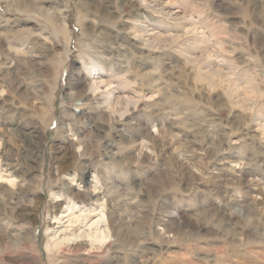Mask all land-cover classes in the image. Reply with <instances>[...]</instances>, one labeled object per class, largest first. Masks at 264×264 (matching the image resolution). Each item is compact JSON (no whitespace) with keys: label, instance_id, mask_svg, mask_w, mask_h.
Returning a JSON list of instances; mask_svg holds the SVG:
<instances>
[{"label":"rangeland","instance_id":"obj_1","mask_svg":"<svg viewBox=\"0 0 264 264\" xmlns=\"http://www.w3.org/2000/svg\"><path fill=\"white\" fill-rule=\"evenodd\" d=\"M0 264H264V0H0Z\"/></svg>","mask_w":264,"mask_h":264},{"label":"bare ground","instance_id":"obj_2","mask_svg":"<svg viewBox=\"0 0 264 264\" xmlns=\"http://www.w3.org/2000/svg\"><path fill=\"white\" fill-rule=\"evenodd\" d=\"M65 167V166H64ZM64 167H62V166H60L59 168H58V172L59 173H61V172H63V170L66 168H64ZM94 178L97 180V176L95 175L94 176ZM109 179V178H108ZM72 180V179H71ZM112 185V184H111ZM109 186V185H108ZM109 188V187H108ZM112 188V187H111ZM106 190V189H105ZM110 190L111 189H109V191L107 192V194L108 193H110ZM92 198L90 197V198H87V199H89V200H92V201H96V196L98 195V186H96V185H94L93 186V190H92ZM72 199V198H71ZM96 206V205H95ZM54 207H58V205H57V203L55 202V206ZM76 208V204H73L72 206H66V210H68V211H71V213L70 214H72V213H74L73 211L74 210H76L75 209ZM91 209V207L89 208V210ZM63 211H65L64 209L61 211V212H63ZM78 211H79V214L78 215H75V216H73V218L72 219H74V220H70L69 221V223H74V222H84L86 219H87V214H91V212H89V213H87L86 214V212H88V209H81V208H79L78 209ZM96 210L93 208V213L95 212ZM76 212V211H75ZM96 213V212H95ZM92 215V214H91ZM91 215H89V216H91ZM98 215H99V217H97V219H94L92 222H91V224L89 225V226H91L89 229H94V234H92V235H89V234H87V236L89 237V238H93L92 240L93 241H91V243H93V242H97V241H101V240H104V238H106L107 237V233H105L104 231H102V230H100L99 228L100 227H102V223H103V221H104V213H103V211L99 214V212H98ZM107 215V214H106ZM66 216H68V215H66V214H61L60 215V217L59 218H57V216H55L58 220H60V219H62L63 217H66ZM105 217H107V219L109 220V214L107 215V216H105ZM103 219V220H102ZM67 222H68V220H67ZM93 225H95V227L93 226ZM107 226V225H106ZM105 226V227H106ZM108 227V226H107ZM100 234V235H99ZM80 235V234H79ZM79 235H78V238H80L79 237ZM67 237V236H66ZM64 239H66V240H74V239H76V237H74V238H72V236L71 237H67V238H64ZM79 240V239H78ZM75 241V240H74Z\"/></svg>","mask_w":264,"mask_h":264}]
</instances>
